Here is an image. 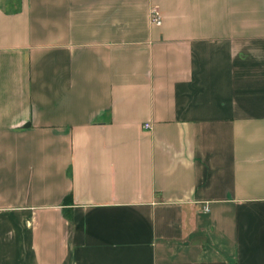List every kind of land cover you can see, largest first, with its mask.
<instances>
[{
	"label": "crops",
	"instance_id": "obj_1",
	"mask_svg": "<svg viewBox=\"0 0 264 264\" xmlns=\"http://www.w3.org/2000/svg\"><path fill=\"white\" fill-rule=\"evenodd\" d=\"M0 264H264V0H0Z\"/></svg>",
	"mask_w": 264,
	"mask_h": 264
},
{
	"label": "built area",
	"instance_id": "obj_2",
	"mask_svg": "<svg viewBox=\"0 0 264 264\" xmlns=\"http://www.w3.org/2000/svg\"><path fill=\"white\" fill-rule=\"evenodd\" d=\"M151 16H152V19L154 22H156L158 24L161 23V14H160L158 7H153L151 9ZM144 127L145 128H151V125H150V123H145Z\"/></svg>",
	"mask_w": 264,
	"mask_h": 264
}]
</instances>
